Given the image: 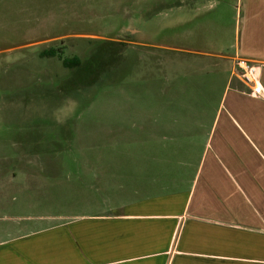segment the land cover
<instances>
[{
	"label": "crops",
	"instance_id": "obj_1",
	"mask_svg": "<svg viewBox=\"0 0 264 264\" xmlns=\"http://www.w3.org/2000/svg\"><path fill=\"white\" fill-rule=\"evenodd\" d=\"M231 1L178 8L195 21ZM234 9L227 54L212 50L226 39L210 23L198 40L190 31L204 49L188 53L193 76L142 83L155 97L140 99L138 116L104 118L124 123L104 126L124 132L123 147L26 165L34 179L18 184L14 207L30 224L0 228V264H264V96L234 67L237 56L264 64V0Z\"/></svg>",
	"mask_w": 264,
	"mask_h": 264
},
{
	"label": "rangeland",
	"instance_id": "obj_2",
	"mask_svg": "<svg viewBox=\"0 0 264 264\" xmlns=\"http://www.w3.org/2000/svg\"><path fill=\"white\" fill-rule=\"evenodd\" d=\"M187 2L0 0V228L30 224L14 207L18 184L34 179L26 165H76L123 147L124 132L104 126L124 123L104 118L138 116L140 99L155 97L141 84L156 77L186 83L208 23L226 39L212 50L232 49L236 0L195 21L178 8Z\"/></svg>",
	"mask_w": 264,
	"mask_h": 264
},
{
	"label": "built area",
	"instance_id": "obj_3",
	"mask_svg": "<svg viewBox=\"0 0 264 264\" xmlns=\"http://www.w3.org/2000/svg\"><path fill=\"white\" fill-rule=\"evenodd\" d=\"M234 67L242 81L251 89V96H264V86L261 80V70L264 64L245 56L235 58Z\"/></svg>",
	"mask_w": 264,
	"mask_h": 264
},
{
	"label": "trees",
	"instance_id": "obj_4",
	"mask_svg": "<svg viewBox=\"0 0 264 264\" xmlns=\"http://www.w3.org/2000/svg\"><path fill=\"white\" fill-rule=\"evenodd\" d=\"M80 65V64H79Z\"/></svg>",
	"mask_w": 264,
	"mask_h": 264
}]
</instances>
